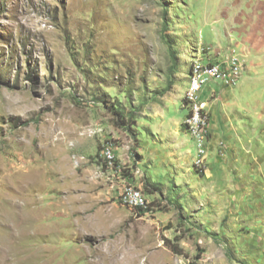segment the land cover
Segmentation results:
<instances>
[{"label":"rangeland","instance_id":"obj_1","mask_svg":"<svg viewBox=\"0 0 264 264\" xmlns=\"http://www.w3.org/2000/svg\"><path fill=\"white\" fill-rule=\"evenodd\" d=\"M255 12L264 0H0V264H264V55L234 85L201 73L203 150L184 125L191 65L233 71L230 31Z\"/></svg>","mask_w":264,"mask_h":264},{"label":"built area","instance_id":"obj_2","mask_svg":"<svg viewBox=\"0 0 264 264\" xmlns=\"http://www.w3.org/2000/svg\"><path fill=\"white\" fill-rule=\"evenodd\" d=\"M232 64H242V71H224L222 68V65H215L211 68H207L203 71H196V69L192 70V73H198V81H193V85L190 88V93L188 97L193 100V107L191 110L187 113V122L185 125L186 128H190L191 122H200V130L197 132H194V135H191L194 137L199 143V149L203 150L202 140L207 133V124H205V112H199V103H205V102H199V96L198 92L201 90L202 86L206 84L208 81H201V73H208L211 71H220V73H223V76H225V73H232L233 78H240V75L243 72V61L238 60V62H232ZM223 82V80H220ZM226 86H229V83H224ZM199 150V151H200ZM104 154H110V169L114 170V162L112 161V154H113V145L111 143H106L103 146ZM134 203L135 207H140V204L138 203L136 197L134 196Z\"/></svg>","mask_w":264,"mask_h":264},{"label":"crops","instance_id":"obj_3","mask_svg":"<svg viewBox=\"0 0 264 264\" xmlns=\"http://www.w3.org/2000/svg\"><path fill=\"white\" fill-rule=\"evenodd\" d=\"M259 10H260V8H259ZM255 16H256V18L252 17L248 20L250 23H252L251 28H250V32H248V26H250V24L247 26L244 25L243 32H241L242 28H239L240 27L239 25H237V27L235 28L236 29L235 31H234V28H233V30L230 31L232 34V35L230 34L231 35L230 37L232 38L234 43L237 44V46H235V47L240 49L239 53H237V54L241 57L244 65L246 64L245 65V68H246L245 71L250 70V67L253 64V62L248 61V59H247L251 54L262 53V55H264V48H263L262 44H259V43L256 44V42L254 40L253 42L256 46L252 47V45H247V42H246L247 40H249V37L253 38L254 36L257 37L259 35L257 33V30L261 31V35L259 38L264 41V15L262 14L260 19H257V12H255ZM252 32H253L254 36H252ZM253 42H251V43H253ZM260 64H261V62L257 63V65H260Z\"/></svg>","mask_w":264,"mask_h":264},{"label":"bare ground","instance_id":"obj_4","mask_svg":"<svg viewBox=\"0 0 264 264\" xmlns=\"http://www.w3.org/2000/svg\"><path fill=\"white\" fill-rule=\"evenodd\" d=\"M231 60H232V62H236V59H234V58H232ZM215 65H219V64H213L212 63V64L206 65L205 67L211 68V67H213ZM232 67H233L232 68L233 71H240L238 64H232ZM222 68H223L224 71H227L224 68L223 64H222ZM200 70L201 69H196V71H200ZM211 74H212L213 77L217 78L218 80H223L224 83H229V85L230 84L234 85V83H236V81H237V78H233V76L230 73H225V76H223V73H220V71H211ZM202 79H201V81H203ZM193 81H198V78L196 77V73H194V78L192 80L191 87L193 85ZM189 93H190V90L186 93L185 101H186V104H188V106H190L189 110H191V108L193 107V100L188 97ZM185 120L187 122V119H185ZM198 123L199 122H191L190 128L191 129L192 128H196ZM198 146H199V144H198ZM106 159H107L108 163L110 164V154H106ZM114 159H115L114 155L112 154V161H114ZM134 196L136 197V199H137L138 203L140 204L141 208H147L148 207V204H147V201H146L145 197L142 195V193L139 190H137V189H135L133 187H126L124 189V191L122 192V198H121L122 202L125 205H127V206H129L131 208H138V207H135Z\"/></svg>","mask_w":264,"mask_h":264},{"label":"trees","instance_id":"obj_5","mask_svg":"<svg viewBox=\"0 0 264 264\" xmlns=\"http://www.w3.org/2000/svg\"><path fill=\"white\" fill-rule=\"evenodd\" d=\"M191 73H192V65H191V68L189 69V73H188V74L191 75ZM113 109H114V108H113ZM114 114L119 118L120 123L126 128V130L131 129V127H132L133 125H135V122H132V118H131V116L125 117L124 114H122V113L119 112L118 110H114ZM130 121L132 122V124H130ZM106 162H108L107 159H106ZM113 162H115V159H114ZM104 165H105V164H104ZM108 167H109V166H108ZM145 186H148V180L145 181ZM127 187H133V188L139 190L137 187H135V186H133V185H127ZM155 187H156V186H155ZM145 189H146V188H145ZM139 191H140V190H139ZM140 192H141V191H140ZM149 193H153V192L149 191ZM147 204H148V203H147ZM133 209L138 210V213H139L140 215H144L146 212H148V211L150 210V208H149V204H148V207H147V208H141V209H140V207H138V208H133ZM178 239H179V238H177L176 240L178 241ZM166 242L169 243V240H166ZM169 247L171 248V250H172L175 254L182 255L183 251L179 248L178 244H172V245L169 244Z\"/></svg>","mask_w":264,"mask_h":264}]
</instances>
